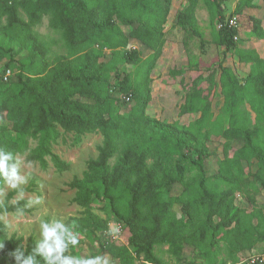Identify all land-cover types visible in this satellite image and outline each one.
Wrapping results in <instances>:
<instances>
[{
    "label": "trees",
    "instance_id": "1",
    "mask_svg": "<svg viewBox=\"0 0 264 264\" xmlns=\"http://www.w3.org/2000/svg\"><path fill=\"white\" fill-rule=\"evenodd\" d=\"M197 2L191 0L181 25L197 28ZM206 3L220 10L217 0ZM243 3L253 7V0ZM172 4L173 0H0V66L14 71L9 81L0 76V117L5 115L16 132L13 138L0 134V149L13 154L11 163H16L17 154L26 153L28 160L43 167L48 166L49 156L58 168H65L66 163L52 149L59 127L67 133L103 135L98 156L71 182L76 204L91 208L100 201L101 209L113 212L130 233L127 243L107 240L101 249L102 261L133 264L136 258L143 264H168L157 253L158 247L168 245V253L180 259L188 245L205 249L224 241L231 248L233 264H248L237 262V253L264 241V212L253 209L255 199L250 193L253 181L264 187V58L255 48L241 49L242 68L256 63L245 84L241 86L223 68L228 106L216 117L205 111L201 120L189 126L147 115L145 87L132 74L125 73L114 84L122 63L148 64V71L154 68L162 55ZM216 10L212 11L213 22ZM45 16L50 27L61 34L68 54L53 52L50 42L34 29ZM240 20L246 28L263 33L260 18L244 14ZM235 34L233 28L219 29L218 43L225 52L234 47ZM134 40L143 47H132ZM19 50H25L27 56L18 58ZM112 87L131 91L138 98L130 115L112 113L118 100ZM243 101L256 114L254 127L241 108ZM30 138L36 146L31 147ZM236 140L243 145L230 156L231 142ZM219 153L224 154L219 171L208 176L205 162ZM251 157L260 164L253 180L244 176L243 166V160ZM195 169L199 176L186 182L187 174ZM213 178L230 187L216 195ZM4 183L0 178V189ZM177 183L184 185L183 191L166 196ZM237 191L244 193L251 206L233 212ZM18 192L10 191L0 202V214L28 212L25 200L12 202ZM176 204L185 217L170 220V209ZM83 222L101 226L103 221L88 211ZM5 237L6 225L0 221V258L11 264H16L11 255L14 250L27 256L39 241L30 237L24 243L22 236ZM219 252L218 248L205 253L210 257ZM63 255L68 256V248ZM36 259L45 264L41 257Z\"/></svg>",
    "mask_w": 264,
    "mask_h": 264
},
{
    "label": "rangeland",
    "instance_id": "2",
    "mask_svg": "<svg viewBox=\"0 0 264 264\" xmlns=\"http://www.w3.org/2000/svg\"><path fill=\"white\" fill-rule=\"evenodd\" d=\"M220 10L207 5L206 0H198L195 6V18L197 28L183 26L179 21L185 17L187 7L191 0H173L172 8L165 26V40L162 55L153 69L148 71V64L122 63L114 84L122 79L125 73H130L133 79L142 83L147 94L145 113L153 119L174 123L180 126H189L204 116V112L216 117L228 106V99L223 88V68L228 69L239 80L241 86L246 82L247 75L253 70L256 63L249 62L241 67L240 50L255 48L264 58V0H253L252 8H248L243 0H217ZM216 10L217 18L212 20V11ZM244 14H251L261 19L263 33L258 34L246 28L240 18ZM235 16L238 24L234 28L236 36L234 47L225 52V47L218 43V21L221 17ZM45 40L50 42L53 52L68 54L59 32L49 25V18L44 17L41 24L34 28ZM134 48H141V44L134 40L131 43ZM18 58H25L27 52L17 51ZM145 72L138 75L137 72ZM148 73V77L147 74ZM113 95L118 99L112 113L118 116H127L138 102V98L130 92H120L112 87ZM132 94L131 100L126 95ZM241 108L246 111L247 122L254 127L258 121L255 112L246 102H240ZM59 136L52 144V149L63 162L65 168H58L52 159L47 156L48 166L43 167L37 161L27 159V154H17L16 158L21 161L19 174L25 178L24 183L18 184L17 188H11L6 183L0 189V202L13 190L19 192L13 197L12 202L25 200L28 212H13L0 214V221L6 225L5 240L13 235L22 236L24 243L30 237L41 240V221H62L69 225L71 230L78 235L79 244L69 245L68 256L83 258L100 256L102 246L107 240H120L127 243L129 231L117 220L110 210L101 209L102 203L97 201L91 208L79 206L73 201L76 190L71 186L75 177H81L87 170L88 162L99 154V146L102 145L103 135L99 132L78 134L65 132L59 127ZM0 134L5 137H15L16 132L12 128L5 115L0 117ZM215 140H224L214 136ZM37 142L30 138L31 147ZM243 141H232L229 155L233 156ZM224 154L219 153L211 156L205 162V170L208 176H214L219 171ZM245 169L244 176L253 180V174L260 169L256 157L243 160ZM199 176L197 169L187 174L186 182ZM230 187L229 184L219 178L212 179V188L216 195L222 194ZM28 188V189H27ZM184 189L181 183L175 184L174 188L166 196L178 195ZM250 193L255 199L253 209L260 208L264 212V187L257 181L250 184ZM249 193V194H250ZM39 197L40 202L35 203ZM236 206L235 212L241 207L251 206L249 199L243 192L234 194ZM92 211L103 221L101 226L83 222L87 212ZM169 219L183 218L181 205L176 204L170 209ZM256 219L255 221H257ZM2 239H0V242ZM168 245L157 248V253L164 257L168 264H233L230 246L222 241L219 246H211L201 249L193 245L184 248L182 258H175L167 251ZM211 248V249H210ZM219 248L220 252L207 257L206 251L214 252ZM264 251V241L258 242L251 250L237 253V262L245 259L248 255ZM249 257V256H248ZM133 264H143L142 259L134 258ZM0 264H11L0 258ZM104 264V260H101ZM107 264H111L107 262ZM119 264H127V260Z\"/></svg>",
    "mask_w": 264,
    "mask_h": 264
},
{
    "label": "clouds",
    "instance_id": "3",
    "mask_svg": "<svg viewBox=\"0 0 264 264\" xmlns=\"http://www.w3.org/2000/svg\"><path fill=\"white\" fill-rule=\"evenodd\" d=\"M13 159L11 152L0 149V178L11 188H17L18 184L25 182V178L19 174L18 166L21 161L16 159V163H11ZM34 202L39 203V197ZM40 229L42 239L37 242L31 254L25 256L19 249L12 252L16 264H38L37 256L41 257L45 264H101L102 258L99 256L83 258L63 255L68 245L79 244V238L62 221H41ZM104 264H107L106 260Z\"/></svg>",
    "mask_w": 264,
    "mask_h": 264
},
{
    "label": "built area",
    "instance_id": "4",
    "mask_svg": "<svg viewBox=\"0 0 264 264\" xmlns=\"http://www.w3.org/2000/svg\"><path fill=\"white\" fill-rule=\"evenodd\" d=\"M237 24H238V21L235 16L227 17L218 22V26L220 29L225 28V27L234 29L237 26ZM234 38H238V37L235 35ZM13 75H14V71L12 69H6L4 71L3 68L0 66V76H2L5 81H9ZM131 96L132 94L126 95V99L131 100ZM245 261L248 264H264V252L253 254L241 260L240 263L245 262Z\"/></svg>",
    "mask_w": 264,
    "mask_h": 264
},
{
    "label": "crops",
    "instance_id": "5",
    "mask_svg": "<svg viewBox=\"0 0 264 264\" xmlns=\"http://www.w3.org/2000/svg\"><path fill=\"white\" fill-rule=\"evenodd\" d=\"M225 19V18H224Z\"/></svg>",
    "mask_w": 264,
    "mask_h": 264
}]
</instances>
